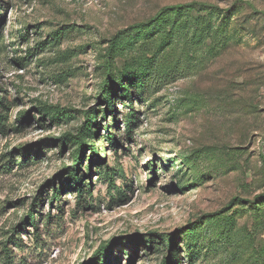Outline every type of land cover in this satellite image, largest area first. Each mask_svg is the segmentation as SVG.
<instances>
[{"label": "rangeland", "instance_id": "rangeland-1", "mask_svg": "<svg viewBox=\"0 0 264 264\" xmlns=\"http://www.w3.org/2000/svg\"><path fill=\"white\" fill-rule=\"evenodd\" d=\"M192 2L221 11V33L227 16L230 42L137 30ZM0 19V264L6 248L15 264H88L116 238L117 264H160L172 251L177 264H264V0H0ZM121 32L131 42L109 53ZM120 82L136 121L114 147L104 127L123 139ZM105 96L115 118L101 119ZM85 112L100 150L88 169L86 148L79 167L89 193L79 203L65 189L50 207L49 184L72 162L67 134L78 135ZM24 149L37 155L23 159ZM35 198L38 231L25 221Z\"/></svg>", "mask_w": 264, "mask_h": 264}, {"label": "trees", "instance_id": "trees-1", "mask_svg": "<svg viewBox=\"0 0 264 264\" xmlns=\"http://www.w3.org/2000/svg\"><path fill=\"white\" fill-rule=\"evenodd\" d=\"M215 10H219L217 7L201 4L198 2H192L189 4H176V5H169L162 8L155 17L151 18L148 23H144L141 25L140 29H164L167 32L166 37L171 38L173 35H175L176 32L179 31H191L193 34L194 39H201L204 37L203 30H207L209 36H212L213 40H215L216 43H221V45L225 46L228 42H230V39L225 32L224 28L226 26L225 19H227V16H220L221 22L219 25V29L222 31L219 32L217 30H214L212 28L213 25V17L212 13ZM194 11H196V14H194ZM203 12H207L208 14H204ZM219 12H221L219 10ZM1 24V19H0ZM131 32H121L120 35L116 36L112 41L111 45L108 48L109 53H113L116 50H120L122 48H125L130 42H131ZM221 34V35H218ZM164 43H161L160 46H163ZM104 67L109 69L110 64L108 61L103 62ZM110 77V76H108ZM111 80V79H110ZM129 83V81H128ZM117 88L122 89L121 93L119 94L120 97H125L127 104H123V106L127 109L124 117L122 118V125L124 128V137L123 139L119 140V138L114 135L111 131V127L106 125L104 127V130L106 131L108 137L107 140L109 141L110 145H113L114 147L117 145H121V141H126L131 138V127L136 121L135 117V110L133 105V94L129 91V87L127 86V82H120L117 83ZM104 107L101 114V119H106V115L113 116L115 118V104L114 101H109L108 98L105 96L104 99ZM3 98L0 96V133H4L6 129V115L3 114ZM85 121L80 128L78 135L72 136L71 134H67L68 139H72V146L75 147V149L72 152V162L71 166L69 168H66L63 173H60L55 180L51 181L49 184V188L52 190L50 197L47 199V203L50 207L54 205L55 201H60V195L61 192L65 189H74L77 201L80 203L82 199L86 196L87 193H89L90 189V183L84 182V173L81 174L78 173L80 171L79 167L81 164V161L85 155V149L88 148L89 150V157H88V169L92 164L98 163L99 160H95V157L98 156V153L100 150H98V146L91 140L92 135L95 133L93 130V125L96 123V118L91 113L85 112ZM30 120V115L27 112H23L19 116V122L24 123L26 121ZM95 135V134H94ZM67 138H65L66 141ZM90 142V144H88ZM66 143H69L66 141ZM63 142V145L65 144ZM63 146V147H64ZM21 156L23 159H27L30 155L36 156L37 152H34V154L31 153V150L24 149L21 150ZM105 174L108 177V189H113L117 193L120 194V189L114 186L113 179L111 174L108 173L107 169L105 170ZM260 196L256 197L258 199ZM41 200V199H40ZM38 198H35L32 202L31 209L27 212L25 221L30 225V227L38 231L39 225L38 221L36 219L35 211L33 208L35 207L36 202L40 201ZM25 223L23 225H20L18 227L19 231L25 230ZM151 235V236H150ZM150 237H153V234H147L146 241L149 243ZM122 239L116 238V239H109L104 241V244L99 247L93 254V256L90 258L88 264H95L96 261H99L101 264H117L119 261L118 253H115L116 245L122 247ZM125 241L127 243H131L132 247L137 248L138 242L140 239H131L129 237L125 238ZM171 243L169 244L170 249H172L175 246V238L170 237ZM153 245H150V249H153ZM178 251L173 252L171 257H165L161 261L160 264H177L178 262ZM2 264H15L13 260V256L11 255V249L6 248L3 252L2 257Z\"/></svg>", "mask_w": 264, "mask_h": 264}]
</instances>
